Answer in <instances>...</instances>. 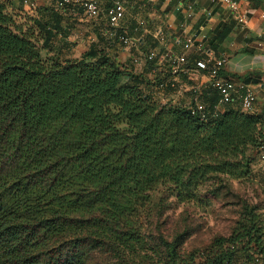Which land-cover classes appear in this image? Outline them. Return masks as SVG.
Masks as SVG:
<instances>
[{"label": "trees", "instance_id": "1", "mask_svg": "<svg viewBox=\"0 0 264 264\" xmlns=\"http://www.w3.org/2000/svg\"><path fill=\"white\" fill-rule=\"evenodd\" d=\"M68 12L46 21L0 0V264H237L249 243L264 258L257 226L193 251L145 230L157 188L198 203L212 180L248 176L264 116L227 105L203 122L164 104L163 78L112 56L117 40L101 46L107 27L68 56Z\"/></svg>", "mask_w": 264, "mask_h": 264}, {"label": "crops", "instance_id": "2", "mask_svg": "<svg viewBox=\"0 0 264 264\" xmlns=\"http://www.w3.org/2000/svg\"><path fill=\"white\" fill-rule=\"evenodd\" d=\"M8 1L11 11L33 17L38 16L46 21L52 20L54 12L57 11L54 2L50 0H37L36 10H30L24 6L22 0ZM236 1L239 2L241 12L247 14L246 23L239 22L225 5L210 0H158L155 3L147 2L144 6L135 3L134 9L127 18L129 33L137 40V46L132 48L138 51L142 49L146 55L149 50H155L157 57L154 61H143L138 59L136 54H132L131 58L137 60L133 70L136 72L137 67L140 66V71L136 73L148 72L151 78H165L169 75V70L164 55L169 52H181L184 38L187 35L195 36L197 45L204 47L208 54L218 58L226 56L232 61L233 71L230 76L233 79L246 81L256 88L257 103L253 113L264 116V97H260L264 94V18L261 17L264 11V0ZM193 2L197 6L193 17L187 20V5ZM78 15H83L81 10L63 14V20L68 21L65 24L71 26V31L76 28L75 20ZM67 16L71 18V22ZM137 16L145 19L146 28L134 33ZM100 19L104 20L107 27L105 17L102 16ZM62 22L64 25V21ZM69 39L71 42H77L70 36ZM113 50H115L114 45L111 51ZM202 57H205V54L198 51L197 47L190 52L187 58L190 72L180 80L176 91L159 94L162 101L180 102L185 106L191 104L195 97L193 82H191L193 80L197 86H203L199 96L202 102L208 105L217 103L218 99L209 86L206 72L196 70L195 62ZM150 65H154L153 70L149 69ZM188 96H190L189 104L186 101Z\"/></svg>", "mask_w": 264, "mask_h": 264}, {"label": "rangeland", "instance_id": "3", "mask_svg": "<svg viewBox=\"0 0 264 264\" xmlns=\"http://www.w3.org/2000/svg\"><path fill=\"white\" fill-rule=\"evenodd\" d=\"M67 18L71 22V18ZM66 22L68 21L64 20V24ZM75 22L77 25L72 29L70 38L77 42L71 51H66L72 58L81 56L92 42L99 43V34L106 28L104 20H88L83 15H78ZM111 40L116 41L114 38H108L100 44L108 49V42ZM114 47L113 51L112 48L109 49L112 56L118 57L119 61L130 69L135 68L134 63H137V60L131 58L132 54H136L138 59L147 60V55L142 49L138 51L118 42ZM43 55L46 56V53L43 52ZM164 56L166 57V54ZM139 71L140 66L136 72ZM191 82L194 87L197 86L195 81ZM190 96L186 99L187 104L190 103ZM260 97L263 98L264 94ZM165 102L164 100L163 103ZM254 154L256 159L248 176L240 180L227 177L212 180L201 189V200L198 203H182L166 186L157 188L145 227L147 234L168 241L180 237L184 241L182 248L185 251L209 248L217 238L230 239L242 232L243 228L248 229L251 226L261 228L264 234V172L257 153H252ZM247 243L248 240H244L238 247L242 248ZM247 248L245 256L238 254L237 264H264V258L255 253V243H249Z\"/></svg>", "mask_w": 264, "mask_h": 264}, {"label": "built area", "instance_id": "4", "mask_svg": "<svg viewBox=\"0 0 264 264\" xmlns=\"http://www.w3.org/2000/svg\"><path fill=\"white\" fill-rule=\"evenodd\" d=\"M53 1L57 9L67 11L81 10L83 15L88 20H97L102 16L107 22L108 38H114L120 44L128 47H136L137 40H134L129 33L127 27V18L130 12L134 9V5L140 4L144 6L147 2H157L158 0H50ZM217 4L225 5L241 23L247 22V14L241 12L239 2L236 0H210ZM106 2V4H104ZM24 6L30 10L38 8L37 0H22ZM136 3V4H135ZM181 6V5H179ZM196 3L187 5L186 19L193 17V12L196 8ZM264 18V11L261 13ZM136 28L134 33L141 32L146 28L144 18L137 16ZM205 54V57L198 59L195 62L196 70L206 72L209 78V86L217 96V103L208 105L200 100V94L203 91V86L194 87L195 97L191 104L186 105L192 114L196 115L200 121H207L217 117L224 111L227 105H237L244 112H253L257 103L256 88L241 80L233 79L230 74L233 71L232 61L226 57H215L208 54L204 47L197 45L195 36L187 35L182 42V51L179 53L169 52L164 58L169 75L163 78L157 86L158 91L164 93L167 89L176 91L178 84L184 75L190 72L187 66V58L194 49ZM157 57L155 50H149L147 60L154 61ZM257 158L264 172V131L259 137L257 146Z\"/></svg>", "mask_w": 264, "mask_h": 264}]
</instances>
